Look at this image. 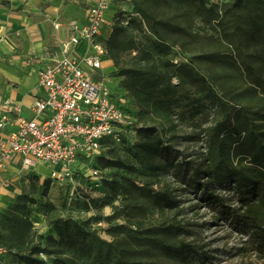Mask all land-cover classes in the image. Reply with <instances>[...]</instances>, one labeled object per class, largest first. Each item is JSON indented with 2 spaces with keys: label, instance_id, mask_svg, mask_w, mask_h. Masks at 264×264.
Instances as JSON below:
<instances>
[{
  "label": "trees",
  "instance_id": "trees-1",
  "mask_svg": "<svg viewBox=\"0 0 264 264\" xmlns=\"http://www.w3.org/2000/svg\"><path fill=\"white\" fill-rule=\"evenodd\" d=\"M163 2L170 15L165 14ZM163 2L133 0L140 22L130 18L125 24L122 14H117L109 36L102 40L114 66L112 75L121 79L123 92H114L132 98L137 113L132 114L128 106L127 111L139 122L144 117L157 122V126L141 125L135 129L132 143H122L140 148L155 180L140 187L129 179L120 187L117 184L121 199L112 206L108 220L120 219L121 223L107 228L110 241L75 221L59 220L54 224L58 241L48 238L55 250L36 242L33 224L18 215L25 205L24 196H17L6 211L0 212V240L11 254L10 264H45L40 254L51 258L53 264H68L70 260L64 255L77 249L96 264H205L209 261L205 245L192 238L197 224L181 217L175 190L159 180L168 175L184 186L181 191L202 193V199L230 229L245 228L244 243L255 246L264 263V106L259 105L260 99L252 95L250 87L242 88L245 80L241 76L232 85L226 81L228 70L239 71L256 85L262 79L264 0H227L221 8L208 5L207 0ZM196 19L205 26L220 27L230 51L195 48ZM143 24L153 38L142 42L127 37L133 27L143 31ZM172 47L205 63L206 74L194 72L185 64H173L169 58ZM236 51L237 56H232ZM132 52L135 56L127 59ZM221 80L223 83H215ZM186 85L196 89L185 90ZM210 109L208 126L201 129L204 153L200 163L191 168L195 162L179 161L174 150L176 120L193 119ZM103 159L102 155L96 158V168ZM109 165L114 166V162H107ZM174 168L179 171H172ZM49 182L46 180L47 186Z\"/></svg>",
  "mask_w": 264,
  "mask_h": 264
},
{
  "label": "rangeland",
  "instance_id": "rangeland-1",
  "mask_svg": "<svg viewBox=\"0 0 264 264\" xmlns=\"http://www.w3.org/2000/svg\"><path fill=\"white\" fill-rule=\"evenodd\" d=\"M99 1L97 0L96 4ZM161 1L163 2L164 0ZM207 1L208 5H214L218 8H221L227 2V0ZM165 4L166 2L161 4L165 14L170 15ZM88 5H83L86 11L90 6ZM106 14L111 15L109 20L112 23L117 14H122L125 24L129 22L130 18H134L139 22L141 20V16L135 12L133 0H110L105 11V21L107 19ZM193 32L198 33L194 45L198 50L206 52L223 51L226 53L230 51L227 43L223 40V31L220 27L205 26L199 19H196L193 24ZM63 36L64 34H61V37ZM210 36L213 37L215 42H213L214 40L211 42ZM127 37H132L142 42H146V38H153L152 34L145 29L144 24L143 31L138 27L129 29ZM135 54V52H132L126 57L129 59ZM234 55L237 56V51L232 53V56ZM193 56V54L182 51L179 47H172L169 58L173 61V64H185L194 72H200V74L205 75V69L208 66L198 59H193ZM227 56L231 60V54ZM105 63L102 68L103 77L101 80L113 90L116 89L123 92L121 90V79L112 75L114 71L113 63L111 61L110 65ZM227 72H229L228 80L226 79L227 83L229 82L232 85L237 82V77L241 76L245 80V83L241 84L242 88L250 87L253 91L252 95L255 94L254 96L260 99L259 105L264 106V73L262 79L256 85L252 83L250 77L243 76L239 71L228 70ZM173 83L177 84L178 80L174 78ZM215 83L221 84L223 80ZM184 89L193 92L196 86L186 85ZM125 101L132 114L136 115L138 109L132 98L126 95ZM178 111L180 112L181 109ZM209 111H203L193 119L176 120L178 128L176 131L177 139L173 142L174 150L179 155V161L195 162L191 168L200 163L204 153L205 142L201 129L208 126L211 117L209 113L212 110L210 109ZM134 118L138 121L137 117L134 116ZM139 123L141 125L157 126V122L149 117L142 118ZM102 157L104 159L96 164L101 171V179L81 176H75L72 179L54 178L51 177L50 171L44 165L37 167L39 174L35 172L21 174L20 178L12 180L7 187L15 193L12 202L4 208V211L14 203L17 196H24L23 202L25 205L18 215L33 224L37 231L36 242L40 243L42 247H47L48 250H55V245L51 241L49 242L48 238L51 237L58 241L54 224L59 220L70 219L75 221L84 230H94L100 239L110 241L111 236L108 234L107 228L113 223H121L120 219L108 220V217L112 214V206L117 205L121 199L120 191L117 188L123 184L124 179L132 180L140 187L141 183L152 182L155 178L151 177L150 162L140 148L111 144L102 153ZM107 162H114V166H107ZM173 170L175 172L179 171L177 168ZM48 179L50 182L47 186L46 180ZM159 180L160 182L168 183L175 190L174 195L179 201L180 208H182L181 217L197 224L193 228L195 233H193L192 238L205 245L204 250L207 251L209 256V261L205 264H264L255 246L244 243L246 240L244 234L247 230L241 228L239 232L230 229L225 222L216 217L217 213L212 209L213 206L202 199V193L188 189L181 191L184 186L176 182L177 178L172 179L171 175L161 176ZM158 186L154 185L155 188H158ZM64 256L69 258L70 262L68 264H96L91 258H87L84 251L79 249L72 253L67 252ZM39 258L45 264H53L52 259L43 254H40ZM10 263H12L11 254L0 240V264Z\"/></svg>",
  "mask_w": 264,
  "mask_h": 264
},
{
  "label": "built area",
  "instance_id": "built-area-1",
  "mask_svg": "<svg viewBox=\"0 0 264 264\" xmlns=\"http://www.w3.org/2000/svg\"><path fill=\"white\" fill-rule=\"evenodd\" d=\"M106 7V0L90 6L86 24L73 26L60 43L63 56L38 71L44 95L33 99L28 116L19 102L0 103V131L12 128L0 135L1 187H8L4 174L13 164L25 174L44 165L54 178L101 179L96 158L109 144L133 142L141 124L127 111L125 97L101 80L108 60L102 43Z\"/></svg>",
  "mask_w": 264,
  "mask_h": 264
},
{
  "label": "crops",
  "instance_id": "crops-1",
  "mask_svg": "<svg viewBox=\"0 0 264 264\" xmlns=\"http://www.w3.org/2000/svg\"><path fill=\"white\" fill-rule=\"evenodd\" d=\"M96 2L0 0V103L5 100L19 102L23 106V114L29 115L28 108L33 99L44 95V90L38 84V71L63 56L60 43L68 40L73 26L86 24L87 11L83 5L92 6ZM106 2L109 5L110 0ZM106 16L107 22L102 30L104 38L109 36L112 24L109 20L111 15ZM61 34L64 36L61 37ZM106 63L110 65V61ZM11 129L7 127L0 131V135ZM32 172L38 173L37 168ZM21 174L25 173L19 172L18 166L13 164L8 167L4 177L11 184ZM14 193L0 185L1 209L12 202Z\"/></svg>",
  "mask_w": 264,
  "mask_h": 264
},
{
  "label": "bare ground",
  "instance_id": "bare-ground-1",
  "mask_svg": "<svg viewBox=\"0 0 264 264\" xmlns=\"http://www.w3.org/2000/svg\"><path fill=\"white\" fill-rule=\"evenodd\" d=\"M49 172V171H48ZM51 172H49V174H50Z\"/></svg>",
  "mask_w": 264,
  "mask_h": 264
}]
</instances>
